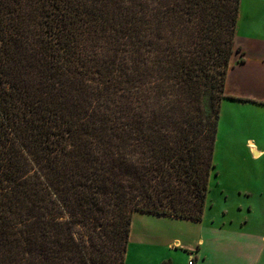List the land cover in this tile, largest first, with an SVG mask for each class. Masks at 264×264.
<instances>
[{
  "label": "trees",
  "instance_id": "1",
  "mask_svg": "<svg viewBox=\"0 0 264 264\" xmlns=\"http://www.w3.org/2000/svg\"><path fill=\"white\" fill-rule=\"evenodd\" d=\"M241 6L0 0V264H127L136 210L202 219Z\"/></svg>",
  "mask_w": 264,
  "mask_h": 264
},
{
  "label": "crops",
  "instance_id": "2",
  "mask_svg": "<svg viewBox=\"0 0 264 264\" xmlns=\"http://www.w3.org/2000/svg\"><path fill=\"white\" fill-rule=\"evenodd\" d=\"M247 24L248 44L240 41L238 26L236 39L242 50L233 55L231 62V69L239 65L246 70L236 77L232 89L227 77L225 94L264 108V0L252 1ZM254 149L255 156L264 154V149ZM243 210L239 206L238 213ZM234 212L227 208L219 212L206 205L202 219L197 220L136 210L126 262L162 264L170 260L171 264H189L193 258V264H264V223L253 226L248 217L239 219Z\"/></svg>",
  "mask_w": 264,
  "mask_h": 264
},
{
  "label": "rangeland",
  "instance_id": "3",
  "mask_svg": "<svg viewBox=\"0 0 264 264\" xmlns=\"http://www.w3.org/2000/svg\"><path fill=\"white\" fill-rule=\"evenodd\" d=\"M252 1L242 0L240 9L239 39L245 45L250 35L247 20ZM244 70L239 65L229 69L230 89L235 87L236 77ZM249 138L254 139L255 148L264 149V108L233 98L224 99L214 155L215 171L206 205L219 212L231 209L239 219L248 217L249 224L259 226L264 223V154L254 155ZM239 206L244 207L240 213Z\"/></svg>",
  "mask_w": 264,
  "mask_h": 264
},
{
  "label": "bare ground",
  "instance_id": "4",
  "mask_svg": "<svg viewBox=\"0 0 264 264\" xmlns=\"http://www.w3.org/2000/svg\"><path fill=\"white\" fill-rule=\"evenodd\" d=\"M250 144L255 148V145H254V142H253V141H251ZM255 149H256V148H255ZM255 149H254V150H255Z\"/></svg>",
  "mask_w": 264,
  "mask_h": 264
},
{
  "label": "built area",
  "instance_id": "5",
  "mask_svg": "<svg viewBox=\"0 0 264 264\" xmlns=\"http://www.w3.org/2000/svg\"><path fill=\"white\" fill-rule=\"evenodd\" d=\"M193 258L190 259L189 264H193Z\"/></svg>",
  "mask_w": 264,
  "mask_h": 264
}]
</instances>
